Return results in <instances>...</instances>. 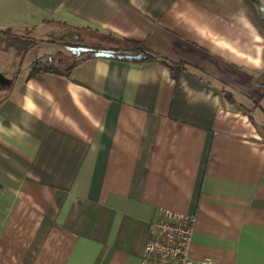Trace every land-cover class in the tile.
Returning a JSON list of instances; mask_svg holds the SVG:
<instances>
[{
    "label": "crops",
    "instance_id": "obj_1",
    "mask_svg": "<svg viewBox=\"0 0 264 264\" xmlns=\"http://www.w3.org/2000/svg\"><path fill=\"white\" fill-rule=\"evenodd\" d=\"M83 28L185 69L30 74ZM162 208L194 259L264 264V0H0V264H140Z\"/></svg>",
    "mask_w": 264,
    "mask_h": 264
},
{
    "label": "built area",
    "instance_id": "obj_2",
    "mask_svg": "<svg viewBox=\"0 0 264 264\" xmlns=\"http://www.w3.org/2000/svg\"><path fill=\"white\" fill-rule=\"evenodd\" d=\"M195 218L162 208L149 222V239L140 264H211L208 257L196 260L190 254Z\"/></svg>",
    "mask_w": 264,
    "mask_h": 264
},
{
    "label": "trees",
    "instance_id": "obj_3",
    "mask_svg": "<svg viewBox=\"0 0 264 264\" xmlns=\"http://www.w3.org/2000/svg\"><path fill=\"white\" fill-rule=\"evenodd\" d=\"M89 28H83V30H88ZM91 30V29H89ZM91 32L94 34L91 38L89 37V34L87 35V40L83 39L81 41H78L77 45H91L93 47H99L103 48L105 50L110 51L109 53L105 52H94L102 55H108L111 59H118L122 61L127 62H150V61H159L162 64L166 65L169 68L170 75L173 79H177L178 76L183 72L185 69L183 63H173L171 61H168L165 58L158 57V55L154 54L150 50H148L141 42L135 41L132 39H124V38H118L111 34H101L97 36V30H91ZM94 38L93 40H91ZM120 50H130L142 53L143 55L141 57H121L118 54H115L114 52L120 51ZM61 60V59H60ZM62 64H57L53 59L45 60L37 62L30 71V74H36L42 71L45 72H56L58 73L59 68ZM76 63H73L71 66H69L64 72V75L69 76L71 70L75 67ZM225 96L229 100H233L231 97V94L228 91H223Z\"/></svg>",
    "mask_w": 264,
    "mask_h": 264
},
{
    "label": "rangeland",
    "instance_id": "obj_4",
    "mask_svg": "<svg viewBox=\"0 0 264 264\" xmlns=\"http://www.w3.org/2000/svg\"><path fill=\"white\" fill-rule=\"evenodd\" d=\"M57 37V40L59 42L57 43V51L52 52L48 57H54L58 52H61L63 55V64L59 69L66 68L67 66L71 65L74 61H77L79 57L84 56L86 54H90L93 52H105L109 53L110 51L105 50L103 48L99 47H93L91 45H77L78 41H81L83 39H86L87 34L84 32H78L76 33L75 31L69 32V31H63L61 35L54 34ZM83 38V39H82ZM55 48V47H52ZM54 50V49H53ZM115 54H118L121 57H126V58H137L141 57L143 54L135 51H130V50H120L117 52H114Z\"/></svg>",
    "mask_w": 264,
    "mask_h": 264
}]
</instances>
